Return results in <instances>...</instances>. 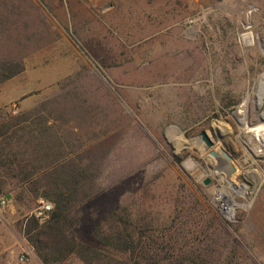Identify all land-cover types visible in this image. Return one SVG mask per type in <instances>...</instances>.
Returning a JSON list of instances; mask_svg holds the SVG:
<instances>
[{"label":"rangeland","instance_id":"rangeland-1","mask_svg":"<svg viewBox=\"0 0 264 264\" xmlns=\"http://www.w3.org/2000/svg\"><path fill=\"white\" fill-rule=\"evenodd\" d=\"M262 76L264 0H0V230L19 264H43L25 228L59 193L92 264H264V155L233 117L246 101L260 124Z\"/></svg>","mask_w":264,"mask_h":264},{"label":"trees","instance_id":"trees-1","mask_svg":"<svg viewBox=\"0 0 264 264\" xmlns=\"http://www.w3.org/2000/svg\"><path fill=\"white\" fill-rule=\"evenodd\" d=\"M5 134V132H0V136ZM71 199L72 193L57 194L51 218L46 223L40 224L35 217H32L26 225V239L43 264H61L73 255L79 257L85 264H92V259L99 258L101 254L87 244L78 241L75 233L66 227L67 208ZM124 248L125 250L120 249L134 253L131 251L130 244Z\"/></svg>","mask_w":264,"mask_h":264},{"label":"water","instance_id":"water-1","mask_svg":"<svg viewBox=\"0 0 264 264\" xmlns=\"http://www.w3.org/2000/svg\"><path fill=\"white\" fill-rule=\"evenodd\" d=\"M263 77V76H262ZM261 78V77H260ZM256 89V93H257V99H256V110L259 112L261 109V84L259 82L256 83L255 86ZM239 110L234 111L233 112V117L235 118V120L237 121L238 125L241 126L242 128L245 129V124L249 125L248 122L246 121V119L242 118L241 116H239ZM259 121L260 123H264V116L260 115L259 116ZM201 138L202 140L205 142L207 148L212 149L215 146V142L214 140H212L209 137V133L206 131H203L201 133ZM219 138H222V136L219 134ZM196 141H199V139H195V143H197ZM210 156H212L213 158H215L218 162H219V166L218 170H223L226 172V174L228 175L227 177L230 179L234 174L237 173V168L235 167V165L232 163L233 161V157L230 156L227 152L223 151L222 153H219L216 150H211L209 152ZM205 185L209 184V180H206L204 182Z\"/></svg>","mask_w":264,"mask_h":264},{"label":"bare ground","instance_id":"bare-ground-1","mask_svg":"<svg viewBox=\"0 0 264 264\" xmlns=\"http://www.w3.org/2000/svg\"><path fill=\"white\" fill-rule=\"evenodd\" d=\"M261 84V95L264 94V76L259 78L257 81ZM264 99V97H263ZM264 102V100H263ZM262 107V105H261ZM239 113L242 115V118L246 119V115L248 113L247 108V102H244V107H242L239 111ZM264 116V113H263ZM246 132L250 133L248 143L251 145V148L253 152L256 155H264V123H260L256 126H249L245 124ZM246 134V133H245ZM197 143H200V141H196ZM183 148V144L179 146V151Z\"/></svg>","mask_w":264,"mask_h":264},{"label":"crops","instance_id":"crops-1","mask_svg":"<svg viewBox=\"0 0 264 264\" xmlns=\"http://www.w3.org/2000/svg\"><path fill=\"white\" fill-rule=\"evenodd\" d=\"M13 237V231L9 230L8 234L4 235L0 230V264H19V255L25 248L15 244Z\"/></svg>","mask_w":264,"mask_h":264},{"label":"built area","instance_id":"built-area-1","mask_svg":"<svg viewBox=\"0 0 264 264\" xmlns=\"http://www.w3.org/2000/svg\"><path fill=\"white\" fill-rule=\"evenodd\" d=\"M1 204L4 205V202L2 201ZM52 211V204L48 202H42L39 209L33 214V217H35L39 222L43 223L50 219Z\"/></svg>","mask_w":264,"mask_h":264}]
</instances>
